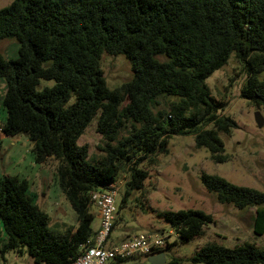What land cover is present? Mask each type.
Masks as SVG:
<instances>
[{"label":"trees","instance_id":"16d2710c","mask_svg":"<svg viewBox=\"0 0 264 264\" xmlns=\"http://www.w3.org/2000/svg\"><path fill=\"white\" fill-rule=\"evenodd\" d=\"M3 39L17 41L18 55L0 53L6 86L0 145L1 135L23 133L36 163L53 160L56 183L77 220L74 230L51 228L27 179L0 176L1 251L26 252L34 264L78 257L95 234L91 193L123 181L124 201L143 186L142 165L166 153L170 137L190 134L212 160H226L218 133L237 125L221 113L226 104L205 79L231 54L245 74L240 97L264 107V0H12L0 9ZM103 53L123 55L131 67V77L113 89L100 67ZM42 79L53 84L41 87ZM94 119L101 141L96 156L78 144ZM201 182L219 203L255 207L253 232L264 236V191L206 173ZM158 214L178 241L200 235L213 221L197 209ZM188 261L264 264V247L206 243Z\"/></svg>","mask_w":264,"mask_h":264},{"label":"rangeland","instance_id":"374dc122","mask_svg":"<svg viewBox=\"0 0 264 264\" xmlns=\"http://www.w3.org/2000/svg\"><path fill=\"white\" fill-rule=\"evenodd\" d=\"M12 0H0V9L8 6ZM0 53L6 59L18 55V43L15 39L0 40ZM100 67L106 85L113 89L127 81L131 67L123 55L112 56L103 53ZM245 74L230 55L226 64L205 79L211 94L226 105L222 114L232 118L237 127L229 134L219 132L223 141L226 160L215 162L209 151L194 144L193 136L174 135L169 138L167 152L155 157L153 165L143 164L148 177L143 186L123 201V181L114 199L115 222L114 240L119 241L134 233L158 232L167 237L161 252L165 262L173 258L180 259L179 264H191L188 258L206 243H217L233 247L243 242H254L264 247V236L256 235L252 228L255 207L239 210L231 204L219 203L214 193L208 192L201 182L203 173L218 175L228 182L264 191V107L256 108L240 97V88ZM52 80H40V86H50ZM5 82L0 79V126L5 111L2 98ZM258 111L263 118L261 127L254 119ZM96 120L85 128L78 144L87 145L90 155H98L96 148L100 135L95 129ZM0 176L17 175L27 179L29 190L36 197L38 207L49 216L48 225L60 232L67 227L73 230L77 225L76 214L56 183L54 162L36 163L30 148L28 137L21 133L15 136H1ZM183 209H197L210 214L213 221L203 228L200 235L187 241H178L177 234L158 213ZM92 228L99 220L95 205ZM4 234L0 223V264H34L26 252L14 250L1 251ZM177 240L175 243H173ZM170 243V247H167ZM106 264H148L147 257L133 255L123 261H108Z\"/></svg>","mask_w":264,"mask_h":264},{"label":"built area","instance_id":"2783aa9c","mask_svg":"<svg viewBox=\"0 0 264 264\" xmlns=\"http://www.w3.org/2000/svg\"><path fill=\"white\" fill-rule=\"evenodd\" d=\"M121 181L109 184L106 189L91 193V201L99 211V227L92 239L81 245V253L69 264H106L133 255L148 257L161 252L167 237L158 232L134 233L116 241L113 236L115 222L114 199Z\"/></svg>","mask_w":264,"mask_h":264},{"label":"water","instance_id":"95a60500","mask_svg":"<svg viewBox=\"0 0 264 264\" xmlns=\"http://www.w3.org/2000/svg\"><path fill=\"white\" fill-rule=\"evenodd\" d=\"M254 119L257 125L261 127L263 124V118L261 117L258 111L254 113ZM147 262L148 264H164L165 263L164 254L162 252H159L157 254L150 255L147 257Z\"/></svg>","mask_w":264,"mask_h":264},{"label":"crops","instance_id":"0c3cea01","mask_svg":"<svg viewBox=\"0 0 264 264\" xmlns=\"http://www.w3.org/2000/svg\"><path fill=\"white\" fill-rule=\"evenodd\" d=\"M1 136H2V135H1ZM95 215H96L97 219L99 220V211L97 210V208H96ZM98 227H99V222H98V225H97V227H96L95 229H93V230H94V232H95V231L98 229Z\"/></svg>","mask_w":264,"mask_h":264}]
</instances>
